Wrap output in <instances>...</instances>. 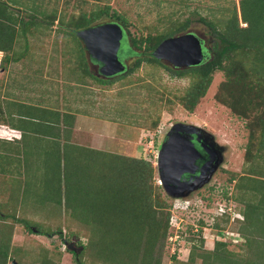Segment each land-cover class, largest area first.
Here are the masks:
<instances>
[{"label": "rangeland", "instance_id": "rangeland-1", "mask_svg": "<svg viewBox=\"0 0 264 264\" xmlns=\"http://www.w3.org/2000/svg\"><path fill=\"white\" fill-rule=\"evenodd\" d=\"M13 2L16 4L15 6L12 3L13 8H17L15 13L18 15L22 13L20 16L26 22H36L34 26L28 28L26 36L20 34L21 31L18 29L12 50L7 53L8 55L5 53L3 58L4 67L14 63L13 61L18 58L21 67L27 71L26 75L22 69L19 72L14 68L13 73L11 72L15 80H18L19 87L28 88L37 95L44 92L47 94L46 99H50V103L47 104L49 107H53L54 101L57 106L62 104V109L60 106L58 109L62 111L60 114L64 119L66 116H73L71 118L74 119L75 115L70 112H75L76 115L88 117L100 116L106 119L108 125L118 124L120 127L117 130L118 140L111 149L114 153L85 146H72L69 143L60 146L58 138L52 142L41 137V132L47 131L44 130L45 126L39 114L42 110L38 109V106H35L34 110L26 105L19 107L22 115H26L27 112L29 115V120L23 122L24 128H29L28 131L35 134L20 145L15 158L17 165L13 169V174H9L11 178L0 180V197H11L13 203L18 202L15 206L19 208V210L11 208V202L7 205L2 199L4 202L1 203L5 204L0 213L3 212L7 218L5 222L0 221L2 229L0 246L10 242L8 264H77L75 256L65 248L63 237L67 236V240L80 239L81 243L87 245L90 241L89 233L98 229V223L92 219L100 214L104 215L102 209L108 207V210L112 209V200L105 197L108 191H101V186H109L114 181L109 178H103L101 181L100 169L108 173V169L105 168L108 167L106 164L115 158L112 155L143 158L152 163L155 169L153 185L157 183L160 185L158 155L163 138L165 139L166 133L176 124L194 125L205 132L209 137L208 143L216 145L217 149L221 150L223 162L215 171L212 180L198 193L173 198L161 189L160 197L154 195L156 199L165 200L168 205L171 203L177 205L173 206L174 220L169 230V238L164 247H156V256L160 264L187 263L194 244L187 240L185 231L193 225V232H199V221L205 225L202 232L204 252H213L219 237L229 243L231 252L241 255L246 243L239 230L241 221L236 225L231 219L223 230L225 234L220 236L213 230L214 222L211 218L217 215L224 205L232 210L233 205L231 206L230 200L227 199L228 195L236 200L241 198L242 194L238 193L235 185L242 175L250 173L249 168L253 162L246 161L247 145L250 143L252 129L255 130V135H259V128L255 123L260 111L252 110L246 118H242L234 115L230 108L215 98L226 90L225 84L222 90L221 84L225 83L222 71L214 74L206 96L193 112L180 102V97L188 89L191 78L172 76L154 64L144 62L133 74L123 79L119 78L112 84L102 85L85 73L84 69L86 70L87 66L95 76L111 78L99 75L98 67L93 65L94 62L83 50L82 41L68 34V29L64 26L71 19L78 18L81 13L89 14L100 5H109L126 17L130 24L131 36L138 38L166 33L174 21L189 18L192 19L191 31L205 39L206 46L211 52L216 41L212 38L209 28L200 22V18L212 19L216 24L223 22L225 26V20L233 16L234 11H237L239 16L241 0H13ZM54 14L56 18L52 23ZM240 26L246 28L247 24L241 21ZM8 42L9 39H0V46L6 47ZM123 47L120 55L129 69L139 57H143V54L132 45L131 37L127 33ZM246 69L249 68L246 66ZM248 72L252 73L251 69ZM22 76L29 79L24 84L20 82ZM232 85L237 87L238 84ZM28 109L37 111V114H33L32 111L30 113ZM50 134L53 136L52 131ZM51 145H55V149ZM98 145L100 144L96 146ZM61 151L63 163H60L59 159ZM69 151H74L79 156L76 159V166L72 163L70 167L72 159L69 158ZM251 151L253 155H257V148H252ZM118 159L122 161L121 158ZM90 161L97 162L91 164L96 169L91 170L87 165ZM102 161L105 164L101 163ZM4 168L8 169L6 164L0 170ZM26 170L30 178L24 177ZM231 175H237L236 180L230 182ZM27 179H30L32 184L26 183ZM71 190L73 194H70ZM27 194L32 195L28 208L33 210L26 207L21 209L23 195ZM251 197H255L254 192L250 193L246 200ZM131 200V197L126 198L125 204H130ZM92 207L95 210L91 211L90 215L84 213L87 208ZM243 211L244 204L237 203L231 212H237L236 216L244 219ZM85 214L87 216H83ZM16 219H23L24 223L19 224ZM178 226L182 230L178 231ZM29 228L31 230L38 228L45 233L41 235L33 230L32 233ZM52 233H54L52 236H48ZM15 236L16 241L12 245ZM196 241L195 243L199 244ZM94 251L100 260L107 259L111 263L134 264L136 262L134 260L138 259L137 254L134 260L127 258V255L123 258L117 255L121 259L113 261L111 252L105 256L106 243ZM88 252L82 256L85 264H103L93 257L90 250Z\"/></svg>", "mask_w": 264, "mask_h": 264}, {"label": "trees", "instance_id": "trees-1", "mask_svg": "<svg viewBox=\"0 0 264 264\" xmlns=\"http://www.w3.org/2000/svg\"><path fill=\"white\" fill-rule=\"evenodd\" d=\"M12 3L16 6L13 0H0V39H9L6 47L0 46V51L6 53L10 52L14 46L18 29L21 31L20 34L26 36L29 31L28 28L36 24L35 21L26 22L20 16L22 13L20 15L15 13L17 8H13ZM55 18V14L52 15V23L55 22ZM241 21L247 24L246 28L240 26ZM107 22L118 23L131 37L132 45L141 50L143 57H139L124 74L111 79L95 76L87 66V69H84L85 73L98 83L102 85L112 84L115 80L123 79L136 72L144 62L154 64L162 67L172 76L191 78V83L184 95L180 97V102L186 109L193 112L206 96L214 74L222 71L225 75V83L221 84L222 90L224 84L226 90L222 94L216 95L215 98L230 108L234 115L242 118H246L252 110L260 111V116L255 123L259 128V135H255V130L250 127V130L252 129L250 132L251 137L250 143L247 145L246 161L250 162L251 160L253 162L249 168L250 173L242 175L235 185L238 193L242 194L241 198L236 200L226 194L231 206L233 205L232 210L233 207L235 209L237 203L244 204V219L234 216L237 212H231L232 210L221 214L217 213L211 218L214 222L212 228L220 236L225 234L223 230H225L231 219L235 224L241 221L239 222L241 224L239 226L240 234L246 240L241 255L238 256L236 253L231 252L228 247L229 243L219 237L214 251L204 252L202 232L205 225L202 221H199V232H193V225L185 231L187 240L194 245L187 263L183 264H264V0H241L239 16L238 12L234 11V15L225 20V26H223V22L216 24L212 19L201 17L200 22L209 28L210 34L216 42L211 51L212 53L210 52L211 56L205 62L187 70L173 69L155 59L152 53L165 39L191 30L192 19L186 18L184 21H174L166 33L138 38L131 36L130 24L126 17L109 5H100L89 14L81 13L78 18L71 19L64 26L68 29V34L78 38L76 31ZM82 48L86 51L84 45ZM84 51L82 52L84 53ZM86 59L85 56V62ZM246 66L251 69L252 73L248 72L249 69H246ZM233 83H237V87H233ZM29 108L34 110L32 106H29ZM44 112L49 113L50 110L47 109ZM154 125L157 126V123ZM252 148H257L256 156L253 155ZM112 156L115 158L112 162L106 164L108 167L105 168L108 169V173H105L103 169L99 171L101 172V181L103 178L114 181L109 186H101V191H108L105 197L109 198L110 201L112 200V209L108 210L109 207L104 208L102 209L104 215L100 214L96 218L93 217L92 221L98 223V229L89 233L90 241L87 245L81 243L80 239L77 240L80 247H78L79 251L75 253V260L77 264H85L82 256L89 253L88 250H90V253L99 260V263L118 264V262L111 263L107 259L100 260L97 253H95L96 248L106 243L105 256L108 252H111L114 257L113 261L120 260L126 255L127 258L134 260L133 258L137 254L138 259L134 260L136 261L134 264H160L155 249L157 246L164 247L169 238L174 204L168 205L165 200L155 198L156 195L160 197L159 191L163 190V187L158 183L153 185L155 169L152 163L143 158ZM118 158H121L123 162L119 161ZM256 160L260 162H256ZM236 176L231 175L230 182L236 180ZM252 191L255 193V197L246 200V197L253 193ZM83 192L85 193V190ZM70 194H73V190ZM128 197H131L132 200L130 204L126 205L125 199ZM0 219L5 220L6 218L0 216ZM16 222L23 224L24 220L16 219ZM26 225L30 227L28 223ZM32 230V233L33 231L41 235L45 233L38 228ZM1 232L2 229H0ZM53 234H48V236ZM63 238H65L64 242L71 240H67V236ZM196 239L198 240L196 241ZM195 241L199 244H196ZM118 246L119 248H117ZM9 252L10 242L0 246V264H8ZM68 252L72 253L70 248Z\"/></svg>", "mask_w": 264, "mask_h": 264}, {"label": "water", "instance_id": "water-1", "mask_svg": "<svg viewBox=\"0 0 264 264\" xmlns=\"http://www.w3.org/2000/svg\"><path fill=\"white\" fill-rule=\"evenodd\" d=\"M76 35L82 41L89 59L98 67L99 75L113 78L127 71L120 55L126 33L118 23L98 24L76 31ZM152 56L173 69L187 70L205 62L206 50L202 38L187 31L165 39L153 51ZM179 127L189 137L175 133ZM197 131L201 129L194 125L177 124L169 131L160 149L157 162L160 184L173 198L190 196L191 192L207 185L223 162L221 150L214 148L212 154L207 152L211 158L200 167L198 163L203 161V153L196 147L195 142L202 149L205 146L200 143ZM184 176L197 177L191 185L184 181Z\"/></svg>", "mask_w": 264, "mask_h": 264}, {"label": "crops", "instance_id": "crops-1", "mask_svg": "<svg viewBox=\"0 0 264 264\" xmlns=\"http://www.w3.org/2000/svg\"><path fill=\"white\" fill-rule=\"evenodd\" d=\"M5 53L6 52L4 51H0V169L3 168L5 164L6 168L8 169L4 168L2 171L0 170V180L4 178H11L9 174H13V169L17 165V161L15 160V158L16 155H18L20 145H22L31 135L33 136L35 134L30 133V131H28L29 128H24L23 122L29 120L28 112L26 115H22L20 113L19 107L24 105H29L32 107L34 106V108H36L35 106H38V109L42 110L39 111V114L42 117V123L45 126L44 130L47 131V133L41 132V137H43L44 139L53 142L56 141L58 138L60 139V146H62L63 143H69L72 146H85L99 151H111V153H114V151H112L111 149L116 140H118L117 130H119L120 127L118 124H114V126H112V124L108 125V123H106L105 121L106 119H104L103 117L95 115L88 117L82 114L76 115L75 112H70L75 115L74 119L71 118L73 116H66V119H64L63 115L60 114L62 111L60 112V110L58 109V106H60L61 108L62 104L57 106L56 102L54 101L53 107H49L47 106V104L50 103V99H46L47 96L45 97V95L47 94H44L43 92L42 94L37 95L33 91H29L30 89L28 88L25 89L19 87L20 85H18V80H15L16 78L14 77V75L11 74V72L13 73L14 68H17L19 72H21L22 69L24 71V74L27 71H25L21 67L18 58L13 61L14 63L8 64L7 67H4L2 65V62ZM9 55H11V53H9ZM22 55L24 56L25 54ZM24 64L26 65V63ZM26 80L29 79L22 76V80L20 82L24 84ZM45 109L50 110V112H44ZM28 111L30 113L33 112L29 109ZM33 114L36 115L37 111L33 112ZM37 121L41 120L37 119ZM51 131L53 132V136L50 134ZM83 141L85 143H83ZM97 144L100 145L96 146ZM51 147L55 149V145H51ZM68 155L69 158L72 159L70 167H72V163H74L73 165L76 166V159L79 156L75 154L74 151H69ZM8 158H12V160ZM96 161H90L87 163L91 170L95 168H93L92 165L96 164ZM56 162L57 161L55 160L54 163ZM60 163H63L62 151L60 154ZM101 163L105 164V162L103 161ZM24 173L25 178H30V175H28L27 170ZM26 183L30 184L31 180L27 179ZM27 195H23L21 209L24 207L28 208L31 205L30 200L32 198V195ZM0 198V209L5 204H2L1 202H4L3 200H5L7 205H10L9 202H11V208L19 210V208L15 206L18 202L13 203L11 201V197ZM28 209L33 210L31 208ZM87 209V214H91V211L94 210L93 207ZM69 211L73 213L70 209ZM0 216H2L3 218H7V215H5L3 212L0 213ZM10 217L11 215H9V218ZM5 220L0 219V221L4 222ZM15 241L16 236L13 237L12 245Z\"/></svg>", "mask_w": 264, "mask_h": 264}, {"label": "flooded vegetation", "instance_id": "flooded-vegetation-1", "mask_svg": "<svg viewBox=\"0 0 264 264\" xmlns=\"http://www.w3.org/2000/svg\"><path fill=\"white\" fill-rule=\"evenodd\" d=\"M199 37H201V36H199ZM202 38V37H201ZM202 40H204V42H205V39H203L202 38ZM205 44H206V42H205ZM206 58H209L210 56V51H209V49H208V47L206 46ZM93 65H95V63L93 64ZM96 66V65H95ZM177 125V124H176ZM175 125V126H176ZM175 126H173V127H175ZM172 127V128H173ZM171 128V129H172ZM170 129V130H171ZM169 132H167L166 133V137H165V139L163 140V142L166 140V138H167V134H168ZM175 133H177V134H182V135H184L186 138H187V136L189 137V135L188 134H186V132L184 131V130H181V127H179V128H177L176 130H175ZM197 133L199 134V136H200V143L201 144H203L204 146H205V149H202L201 148V146L199 145V144H197L195 141V144H196V147L198 148V149H200V151L203 153V161L202 162H199L198 164L200 165V167H202V165L203 164H205L210 158H211V155H209L207 152H211V154H212V152H214V148L215 149H217V146L216 145H214V147L212 146V143H208V135L205 133V132H203V131H197ZM197 139V138H196ZM163 142H162V144H163ZM161 144V145H162ZM208 151H207V150ZM196 177L197 176H194V177H191V176H184V181L185 182H187L188 184H194V182H195V180H196ZM205 188V186L204 187H202V188H200V189H198V190H196V191H194V192H191V194L190 195H192V194H195V193H198V192H200L202 189H204ZM78 247H80V244H79V242H77V239H71L69 242H67V241H65V248L68 250L69 248L71 249V251H72V254L75 256V253H77L78 251H79V248ZM73 251H75L74 253H73ZM76 258V257H75Z\"/></svg>", "mask_w": 264, "mask_h": 264}, {"label": "built area", "instance_id": "built-area-1", "mask_svg": "<svg viewBox=\"0 0 264 264\" xmlns=\"http://www.w3.org/2000/svg\"><path fill=\"white\" fill-rule=\"evenodd\" d=\"M175 205H176V204H175ZM175 205H174V206H175ZM176 206H177V205H176ZM226 211H231V209H229V208L226 209L225 207H224V208H220L218 213L221 214V213H224V212H226ZM173 220H174V217H172V219H171V224H172ZM177 230L180 231V230H182V228H181L180 226H178V227H177ZM227 234H228V233H227Z\"/></svg>", "mask_w": 264, "mask_h": 264}, {"label": "clouds", "instance_id": "clouds-1", "mask_svg": "<svg viewBox=\"0 0 264 264\" xmlns=\"http://www.w3.org/2000/svg\"><path fill=\"white\" fill-rule=\"evenodd\" d=\"M188 31H191V30H188ZM193 32V31H192ZM194 33V32H193ZM203 42H204V40H202ZM204 45H205V50H206V44H205V42H204ZM207 51V50H206ZM207 59V58H206ZM94 62V61H93ZM95 63V62H94ZM19 137H20V135H19ZM161 185V184H160ZM162 186V185H161ZM224 207L226 208V206L224 205ZM227 212V211H226ZM234 216H236V215H234Z\"/></svg>", "mask_w": 264, "mask_h": 264}]
</instances>
